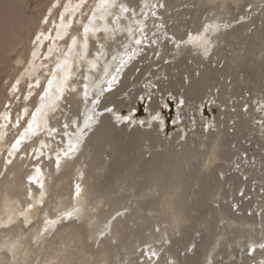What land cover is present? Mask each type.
<instances>
[{
	"label": "bare ground",
	"instance_id": "bare-ground-1",
	"mask_svg": "<svg viewBox=\"0 0 264 264\" xmlns=\"http://www.w3.org/2000/svg\"><path fill=\"white\" fill-rule=\"evenodd\" d=\"M142 2L149 9L151 3H164L160 23L167 27L153 28L149 15L142 35L135 20H121L124 31H116L114 40L105 41V54L89 81L88 98L82 99L79 91L68 92L69 100H58L55 111L47 109L51 125L61 129L58 135L49 136L41 115L37 132L26 136V157H22L12 143L25 123L20 128L0 124V168L14 160L11 171L7 170L10 173L0 181V264H34L36 255L40 264H114L120 257L115 252L119 246L127 251L122 264H139L131 259L140 249L129 246L131 237L139 246H150L149 254L160 256L151 264H170L171 260L174 264L264 262V249L259 247L264 244V122L258 125L264 111V0H116V7L105 9V19H112L108 12L118 14L121 4L139 7ZM15 6L4 7L1 22L13 32L18 29L17 35L29 26L38 30L41 23L21 19L20 11L13 14ZM248 6H253L249 12ZM43 28L47 27L41 26L40 31ZM136 37L144 43L135 44ZM15 39H0V44L10 46ZM56 43L64 48L63 42ZM31 51L32 47L27 57L24 53L23 64L22 60L18 64L19 73L25 70L21 88L25 80L42 78L48 71L39 62L35 68L29 66ZM53 56L64 58L56 50ZM90 58L72 57L77 87L80 76L75 64L78 61L86 70ZM105 84L115 91L105 94ZM55 88L54 84L52 95L59 96ZM144 97L150 99L152 113L146 122L137 124L132 114ZM167 97H176L180 105L177 123L182 128L173 141L161 137L166 126L154 112ZM33 99L25 105L30 112L37 102V97ZM207 103L219 111L212 123L205 118ZM244 104L249 105L247 112L241 110ZM124 108L130 117L122 115ZM155 115L162 131L149 129ZM65 121L67 129L63 128ZM181 139L186 143L175 146ZM41 141L46 145L42 150ZM61 149L68 150L67 158ZM32 152L40 158H30ZM50 153L61 156L58 167L54 158H46ZM37 166L42 174L35 171ZM30 176L43 188L29 183ZM241 191L243 197L238 196ZM212 200L215 205L208 204ZM234 204L239 206L236 212ZM69 216L76 219L62 228L66 234L50 242V235ZM132 223L145 228L134 229ZM154 224L161 233L147 235L146 227ZM185 239L196 245L193 254L182 256L183 249L179 252L174 245L160 254L165 242L181 244ZM252 245L257 250L249 256ZM225 254L231 261L218 260ZM144 264H150L149 260Z\"/></svg>",
	"mask_w": 264,
	"mask_h": 264
},
{
	"label": "snow or ice",
	"instance_id": "snow-or-ice-1",
	"mask_svg": "<svg viewBox=\"0 0 264 264\" xmlns=\"http://www.w3.org/2000/svg\"><path fill=\"white\" fill-rule=\"evenodd\" d=\"M116 7V0H95L93 4L89 3V0H53V2L48 6L45 15L41 19L40 23L42 25L48 26L43 31H37L32 37V51L29 53V60L27 63L30 67L35 68L36 62H39L40 66L48 67L47 61L55 60V64L45 73L44 77L36 78L34 80H29L25 83L23 92L21 90V79L23 73H18L17 77L13 79L12 83L7 89L8 99L5 100L3 108L6 111H0V124H7L19 127L21 120H25V126L21 133L16 137L12 143V147L19 151L20 147L24 143L28 142L26 136L29 132L36 133L37 129L40 127L38 117L43 116V127L49 133V136L58 135L61 129L56 128L51 125L50 121L47 119V109L52 111L56 110L57 101L69 100L68 92L76 93L79 91L81 93L82 99H87V93L89 89V81L93 78V74L99 67L97 61L101 60L105 54V41L115 39L116 31H124L121 28V20L127 21L129 18L135 20L137 24L140 25L139 32L143 35L145 32V22L149 19L151 15L154 24L153 28L156 27H167V25H162L160 22L163 20V16L160 14L159 10H162L166 5L162 2L154 3L152 8L149 9L147 3H140L139 7L132 5L119 6V13L113 14L111 12L106 13L111 16V20L105 19V9H111ZM53 9H56V15L53 19ZM250 10V9H249ZM137 16L142 17V20H136ZM101 22L100 25L96 24V21ZM111 25H115L113 28ZM78 32V35L76 34ZM129 36L132 35V29L127 30ZM155 35V33H153ZM103 37V39H102ZM169 37L175 39V37L169 33ZM57 41L63 42L64 48L61 49L57 45ZM144 43L142 37L135 38V44L141 45ZM79 45V48H78ZM90 47L93 49L89 53ZM63 51L64 58L61 59L59 56L54 57L53 51ZM78 56L79 60H85L91 55L90 59H87L88 68L85 70L81 67L77 61L75 67L79 69V87L76 86L74 77L76 72H74V64L72 57ZM110 79H115V77H110ZM7 83V81H5ZM54 84L56 85L55 90L59 92V96H53ZM37 89L39 91H33ZM105 94L115 91L113 87L109 84L104 85ZM218 91V90H217ZM15 93V102H19L21 98L25 101L26 105L32 100V97H37V102L34 107H32L31 112L29 107L25 106L19 109L17 112L13 113V100L11 99ZM251 95V93H249ZM95 100V97L93 98ZM143 98H141L142 100ZM99 103L100 101L96 100ZM181 104H183V99L181 98ZM264 106V105H261ZM173 106H169L166 110H171ZM111 110H114V106H109ZM249 108L248 104H244L241 108L242 111L247 112ZM235 109H233L234 111ZM259 110V109H257ZM104 112L105 110H101ZM174 126V125H173ZM69 124L67 121L63 123V128L67 129ZM75 130V129H74ZM46 147L43 141L40 142L41 150ZM64 158L69 155L68 150L61 149ZM36 159L39 156L35 155V152L31 153ZM46 158H54L57 167L61 163V156L53 154H48ZM245 158H247L245 154ZM8 160L6 163H10ZM35 171L43 173V169L36 167ZM220 178L223 179V173H220ZM247 179V176L242 177ZM29 183H36L39 187L43 188V184L37 180H34L31 176L29 177ZM79 189V186H75ZM79 195V191L76 192ZM240 195H243L241 191ZM238 205L234 204L233 209L237 210ZM249 211L248 215H251ZM68 218H71L70 216ZM55 223V221H51ZM159 231V228L156 229ZM170 243V241H169ZM259 247L264 249V244H260ZM195 250V245H189V252ZM257 250L256 245H252L248 249V255L252 256ZM147 259L150 264L153 260L159 261L160 256L155 253L148 254ZM140 264H144L143 259ZM264 264V262H262Z\"/></svg>",
	"mask_w": 264,
	"mask_h": 264
},
{
	"label": "rangeland",
	"instance_id": "rangeland-1",
	"mask_svg": "<svg viewBox=\"0 0 264 264\" xmlns=\"http://www.w3.org/2000/svg\"><path fill=\"white\" fill-rule=\"evenodd\" d=\"M9 1V2H8ZM51 1L52 0H0V16L5 12V10H4V7L5 6H7L8 7V5H10V4H13V3H16V5L17 6H15V7H12V8H14V10H13V14L14 13H16V12H19L20 11V16L21 17H23V18H21V19H25V20H27V19H29V21H34V22H36V24L35 25H38V23H40V21H41V17H42V15H43V13H44V15H45V12H46V10H47V8H48V5H50V3H51ZM164 1V0H163ZM19 4L21 5V6H19ZM153 5V3H151V5L150 6H152ZM18 7V8H17ZM253 8V6H248L247 8H246V10L249 12V11H251V9ZM11 9V8H10ZM22 9V10H21ZM250 9V10H249ZM18 10V11H17ZM24 10V11H23ZM43 10V11H42ZM8 13H11V12H9V10H8V12H7V14ZM43 18V17H42ZM36 19V20H35ZM262 22H260L259 23V25L261 24ZM0 39H4V41H8V39L10 40V39H12V40H14L15 39V37H16V35H17V32L19 31L18 29L17 30H15V32H13V31H11L10 29H8L7 27H6V25L5 24H3V22H1V19H0ZM41 26H43V27H48V26H45V25H40V27H39V29L37 30L35 27L36 26H29V27H27V28H23L22 29V31H20V33L17 35V39H15V41H13V44L12 45H10V46H6L5 44H0V111H6L4 108H3V104H4V102H5V100L7 99V98H9L8 96H7V89H8V87H9V84H11L12 83V81H13V79L15 78V76H17V74L19 73V67H21V66H19L18 64H20V60H22V64H23V62H24V56H25V54L28 52V50H30V48L32 47V37H33V35L37 32V31H40V29H41ZM14 30V29H13ZM44 30V28L41 30V31H43ZM64 46V45H63ZM62 49H63V47H62ZM12 50V51H11ZM142 51H144V49H142ZM5 52V53H4ZM60 52H62L63 53V51H60ZM25 53V54H24ZM144 54L146 53L145 51L143 52ZM24 54V55H23ZM28 54V53H27ZM27 54H26V57H27ZM60 54V53H59ZM22 55V56H21ZM24 57V58H23ZM22 58V59H21ZM18 60V61H17ZM15 64V65H14ZM17 64V65H16ZM18 66V67H17ZM51 66H53V63H51V65L50 64H48V67H44V69H46V70H48L49 71V69L51 68ZM13 68V69H12ZM47 71V72H48ZM139 69L136 71V74H138L139 73ZM22 73H24L25 72V70L24 71H21ZM46 72V73H47ZM11 78V79H10ZM12 80V81H11ZM5 81H7V83H5ZM9 81H10V83H9ZM26 81V80H25ZM23 82L22 84L23 85H25V83L26 82ZM3 88V89H2ZM23 89H24V86H22V88H21V90H22V92H23ZM5 91H6V93H5ZM36 91H39V90H37L36 89ZM251 95H249L248 94V97H250ZM2 98V99H1ZM32 98H34L35 99V97H32ZM12 100H13V108H12V111H13V113H14V110L16 111V110H19V109H21L22 107H25V105L26 104H24V102H22L23 101V98H21V100L17 103V102H15V97L13 98V96H12V98H11ZM33 99V100H34ZM31 102V101H30ZM149 104H150V99L148 98V97H144V100H139V104H138V108L135 110V112H134V114H132V120L134 121V122H136L137 124H142V123H144V122H146V119L150 116V114L152 113L151 111H150V108H149ZM24 105V106H23ZM28 105V104H27ZM173 106L172 108H171V110H166V109H168L169 108V106ZM179 107H180V105H179V103L177 102V99H176V97H167V98H165L163 101H160L159 102V105L156 107L157 109L154 111V112H156V113H159L160 114V116L162 117V119L164 120V123H165V125L164 126H166L165 127V129H164V127H163V131H162V126H161V124L158 122V121H156L157 120V117H158V115H155L154 116V120H155V124H153L152 126H150L149 127V129L151 130V131H154V129H157L158 131H162V135H161V137L162 138H166V140H170V141H173L172 139V137H175L174 136V134H179V131L181 130V126H180V124H179V122L177 123V118H178V116H179V114L177 113L178 112V110H179ZM31 110V109H30ZM128 110L129 109H126V108H124V109H122V115H124L125 117H128L129 116V112H128ZM136 111H137V113H136ZM204 114H205V118H206V121H209V122H213L214 121V119L215 118H217V117H219L220 115H219V111L218 110H216V108H214V109H211L210 108V106H209V104L207 103V105H206V107H205V109H204ZM219 115V116H218ZM130 117V116H129ZM259 117L261 118V120H259L258 121V125H262L263 124V122H264V111H261V113L259 114ZM222 119H224V116H222L221 117ZM263 121V122H262ZM23 123H25V120H21V122H20V126H21V124H23ZM128 123V122H127ZM233 123V122H232ZM231 122H230V124L231 125H233ZM9 125V124H8ZM7 125V126H8ZM158 125H159V127H158ZM174 125V126H173ZM20 126L19 127H16V128H20ZM138 126V125H137ZM136 126V128H138ZM179 126V127H178ZM154 129H153V128ZM158 127V128H157ZM199 129V128H198ZM232 130V129H231ZM167 133L166 135H164L163 133ZM158 133V132H157ZM172 134V135H171ZM42 135V133H40L38 136H36L34 139L35 140H37L40 136ZM164 135V136H163ZM10 138H11V131L10 132H8L7 134H6V137H5V140H4V143L5 144H7L8 142H9V140H10ZM180 140V139H179ZM179 140H177L176 141V144H175V146H178L179 144L181 145L182 143H186V141L187 140H185V141H182V139H181V141H179ZM30 143V142H29ZM28 143V144H29ZM27 144H25V145H23L22 146V148L18 151V155H21L22 157H26V154H24L26 151L24 150V146H26ZM166 146H169V144H167ZM177 148H179V147H177ZM180 149V148H179ZM250 154H253V151H251L250 152ZM33 157V155L30 153V158H32ZM15 159V158H14ZM11 164H13L14 163V160L13 161H11L10 162ZM10 163H8L7 165L9 166H12ZM3 167L2 169L0 168V181L3 179V178H5V176L7 175V174H9L10 172H8L7 173V170L9 171L10 170V168L11 167ZM2 171V172H1ZM11 171V170H10ZM245 192V191H244ZM240 193L241 192H239V194H238V196L239 197H243V196H241L240 195ZM243 195H244V193H243ZM251 197L249 196L247 199H250ZM219 200H220V198H218ZM213 202H215L214 200H212V201H209L208 202V204H212V205H215ZM211 205V206H212ZM234 210V209H233ZM237 210H234V212H236ZM126 212H128V213H130L128 210H126ZM125 212V213H126ZM253 212V211H252ZM251 212V213H252ZM124 213V211L123 212H121V213H119V215H117V217H119V216H121V214H123ZM249 213V212H248ZM247 213V214H248ZM152 215H153V213H152ZM154 215H157L156 213H154ZM74 219H76V218H69V219H67L64 223H63V225H61V226H58L56 229H55V231L50 235V237H49V240H50V242H55V240L56 241H58V239H60L59 237L61 236V235H63V234H66L64 231L65 230H63V229H66V226L67 225H69L72 221H74ZM33 223H35V222H33ZM33 223H31V224H29L30 226L33 224ZM193 223H194V221H193ZM196 224H200V223H196ZM29 225H28V227H26L25 226V229L26 230H28V228H29ZM138 224H133L132 223V227L135 229V227L137 228H139V225L137 226ZM221 225V223L219 224V226ZM60 227V228H59ZM63 228V229H62ZM141 228V227H140ZM139 228V229H140ZM143 228H145V227H143ZM143 228H141V230L143 229ZM146 228H148L147 230H146V234L147 235H149V234H151V233H155V234H159V233H161V228L157 225V224H154V225H152V227H146ZM157 228H159V231H156V229ZM58 232V233H57ZM62 233V234H61ZM56 234H58V235H56ZM56 235V236H55ZM53 236V237H52ZM105 237V236H104ZM177 237H180V235L178 234V236ZM53 239V240H52ZM52 240V241H51ZM186 240V239H185ZM185 240H183L184 242H185ZM189 241V243H188V241ZM186 241H187V243H184V242H181V244L179 243V241H176V242H178V243H175L174 242V244L172 243V242H170L169 243V241H167V242H165V247H163L162 248V250H161V253L160 254H164L165 253V251L167 250V249H171L172 247H173V245H174V247H173V249L175 248L176 250H177V248H178V251L180 252V250H182L181 251V254H182V256H185V254H193V251H191V252H189V244H193V242L191 241L190 242V240L189 239H187ZM198 241H200V240H198ZM184 243V244H183ZM117 245H118V243H116ZM129 246L131 247H137V248H140V249H138V251H137V253H135V254H133L132 255V257H131V259H132V261L134 262V263H139L140 264V261L143 259V261L145 262L146 261V259H147V256H148V254H149V252H147L148 250V248L150 247V246H148V245H145V246H139V244L137 243V242H135V239L134 238H132L131 237V240L129 241ZM162 243L161 242H158V245H161ZM99 245V243H97V245L95 246V249H98V246ZM188 248V250L186 251V247ZM195 245V244H194ZM195 247H196V245H195ZM115 252L116 253H120V257H119V259L117 260V261H115L114 262V264L116 263V264H122V257H123V254L124 253H126L127 251L122 247V246H119V247H116L115 248ZM178 252V253H179ZM168 254V253H167ZM166 254V258H168L169 257V255H167ZM147 255V256H146ZM146 256V257H145ZM224 256H227V254H225V255H222V257L220 256L219 257V259L218 260H223V263H227V262H229V261H231L230 259H229V261H228V259L226 258H224ZM252 256H254V254L252 255ZM42 257V256H41ZM239 257H242V254L240 253L239 254ZM34 258H36V260L34 261V264H40L39 262H38V260L37 259H39L38 257H37V255L36 256H34ZM235 259V258H234ZM233 259V260H234ZM148 260V259H147ZM204 260V259H203ZM226 260V261H225ZM38 262V263H37ZM170 262V264H174L175 262L174 261H169ZM124 264H126V263H124Z\"/></svg>",
	"mask_w": 264,
	"mask_h": 264
}]
</instances>
